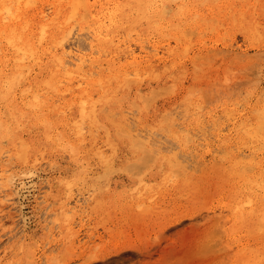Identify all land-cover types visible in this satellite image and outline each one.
Here are the masks:
<instances>
[{
	"label": "rangeland",
	"instance_id": "374dc122",
	"mask_svg": "<svg viewBox=\"0 0 264 264\" xmlns=\"http://www.w3.org/2000/svg\"><path fill=\"white\" fill-rule=\"evenodd\" d=\"M43 1L39 7L47 11ZM219 1L166 0L169 35L124 34L137 55L139 44L148 56L153 46L158 49L159 60L143 59L142 67L153 66L147 76L127 83L111 79L104 87L98 82L100 88L94 83L75 89L76 82L66 81L57 85L58 92H40L43 107L34 111L43 123L26 116L1 118L10 134L0 135V264H165L164 251L175 246L194 254L191 264L195 259L196 264H264V137L246 128L255 122V108L264 106V0H221L231 3L223 11L216 7ZM183 31L189 35H180ZM75 34L67 42L89 53L90 38ZM169 46L172 52L165 50ZM37 69L25 80L31 87L17 91L26 98L18 100L26 112L35 80L50 79L49 71ZM86 89L93 100L105 98L95 120L77 113L76 98ZM74 125H82L81 135ZM19 140L30 146L28 156L18 153ZM9 175L25 183L26 223L4 196ZM245 197L255 208L263 205L259 216L238 214V201L247 203ZM180 253L166 264H186L190 255Z\"/></svg>",
	"mask_w": 264,
	"mask_h": 264
},
{
	"label": "bare ground",
	"instance_id": "6f19581e",
	"mask_svg": "<svg viewBox=\"0 0 264 264\" xmlns=\"http://www.w3.org/2000/svg\"><path fill=\"white\" fill-rule=\"evenodd\" d=\"M165 1L166 0H123L121 2H119L118 0H92V1L91 0H52L51 2H49V0H44L43 3L47 5L46 6L47 11H46L45 7H43V8L39 7V4L40 3L42 4L41 0H0V135L4 136V135H7V133H9V128L6 125L7 123H5V121L1 120V118L9 119V118L16 117V120H19L20 117L26 116V117H28V119H30V121L31 120H35V121L40 120L42 122L43 119L41 120V118L39 117L37 112L34 111V110H37L39 108V106L43 107L42 106L43 102L41 101L42 99L40 100V96H41L40 92L42 90L44 91L45 89H55L57 91V89H56L57 85L60 86L59 84H62L63 82H65L63 84H66V81L69 84L76 82L77 85H75V87H76V88L74 87L75 89H79L81 87V85L84 86V84H86L87 86L88 85L90 86L91 84L93 85L94 83H97V85H98V82L99 83L103 82L102 87H104V86H106V83L107 84L110 83V81H108V80H111V79H116V80L118 79V80H121L122 82L127 83V81L130 82V80H132L131 77L139 79V77L143 73L151 70L153 68V66L150 64L147 67H142V65L144 63L143 59L145 57H149L150 63H154L157 60H159L156 58V55L158 53L157 52L158 49H156V46H153L154 54L152 56H150V55L148 56V54L144 52V49L146 48V46L144 48V46L142 44H139L140 45L139 46L140 55H137V52L134 51V49L131 47V43L129 40H127L125 35L127 34V37H128V35L130 36L129 33L135 32L136 36L142 38L144 35L149 33V31L155 32L160 37H166L167 35H169V33H171V31H170L168 24L170 23L171 20L170 19H164L165 17H163L164 11L166 9V8H164V5H163V3H165ZM205 1L209 2L210 0H205ZM249 1H251V0H249ZM255 1H257V0H255ZM229 4H231V3L230 2H224V4L223 3L221 4V0H220L219 2H217L216 7L220 11H223L222 9L228 10ZM176 7H178V6H176ZM237 7H239V5H237ZM205 8L207 10H214L213 7L210 5H206ZM178 9H181V8H178ZM253 9H254V7H253ZM260 9H262V8H260ZM189 11L192 15V11L191 10H189ZM229 11H230V8H229ZM252 13H253V11H252ZM184 14L185 13H183V16L180 15V17H179L180 19L178 20L179 21L178 24H180L183 21ZM233 15H232V17H233ZM196 16H197V14H195V17ZM226 16H227V14H226ZM239 16L241 18L242 15H239ZM242 18H243V16H242ZM193 19L194 18L191 19V22H194ZM213 21H214V18H213ZM196 22H198V21H196ZM233 22L235 23V20ZM213 23H215V21ZM255 25L257 26V23H254V20H252L251 28L253 29V31H254V29L256 30ZM259 25H261V24H259ZM195 27H197V26H195ZM213 27L211 30L214 29ZM181 28H184V27H181ZM203 28H205V27H203ZM186 29L188 30V28H186ZM194 29H197V28H194ZM248 30H250V28ZM185 32H186V30H185ZM185 32H184V35H183V33L182 34L180 33V35H182L183 37L186 36L185 34H188V33H185ZM75 33L77 34V37L79 36V38L83 37V39H84L85 35H86L85 39L90 38L89 44L87 43L89 46V49H90L89 53H83L82 50L78 48V46L77 47L73 46L75 44V43L73 44V41H69V42H72V44L67 42L69 36H71L69 38V40L70 39L72 40V34H75ZM203 33H205V32H203ZM250 33H252V32H250ZM82 34H84V36L80 37V35H82ZM75 35H73V37ZM175 35H177V34L175 33ZM256 35H257V33H256ZM128 38H130V37H128ZM131 38H132V36H131ZM154 38L156 40V37H154ZM164 42H166V41H164ZM166 43H168V42H166ZM70 44L72 46H70ZM167 45H169V43ZM186 46H187V44H186ZM72 47H74V49ZM148 48H147V50H148ZM153 49H151V50H153ZM165 50L172 52L170 46ZM151 52L153 53V51H151ZM208 52H209V50H208ZM200 58H202V57H200ZM193 59H196V57ZM122 61H124V63H122ZM34 66H36V68H38L40 71H49L50 79L48 77L49 80H47V78H46L45 79L46 82H44V80H43V82H41V83L38 80H35L36 84H38L37 88L36 89L33 88V91L29 92V99L30 100L28 101V97H27L28 103L25 104L23 102L25 104V106H27L29 108V110H27V112H26V110L21 107L22 105L21 106L19 105V101H18V100L23 101L26 98L24 97L25 98L24 99L22 97V94H21V96L18 95L17 91L20 90V88L26 86L27 82H25V80H26L29 72L32 70V67H34ZM146 73L144 75L147 76L148 73L147 74ZM95 75H97V78ZM144 75H142V76H144ZM157 75L158 74L156 73V76ZM94 76H95L96 80L94 79ZM142 76H141V78H142ZM116 80H114V81H116ZM133 80H135V79H133ZM119 85H121V84L118 83V86ZM124 85L126 87H129V86H127V84H124ZM29 87H31V86H29ZM29 87L28 88L25 87V90L23 89L22 92H26V88L29 89ZM69 88L65 89L62 92V94L64 95L68 91L72 90V89L70 90ZM98 88H100L99 85H98ZM115 88L117 89V87H115ZM152 90H154V89H152ZM90 91L91 90L86 89L82 93L78 94L79 97L76 98V104L78 106L79 112H77V113H80L79 116H81L82 118H89V119L95 120V119H97L99 106L102 103V100H104L105 98L103 99L100 96H99L100 98L96 96L97 98L94 97V100H93L92 94L90 93ZM105 91H106V89L103 91V93H101V95L104 94ZM73 93H75V90ZM94 93H97V92H94ZM60 94H61V92H60ZM97 94H100V93H97ZM97 94H95V95H97ZM42 95L47 96L46 93H45V95L44 94H42ZM53 96H54V94H53ZM58 96H60V95H58ZM58 96H57V99H58ZM150 97H151V95H150ZM95 98L97 100H95ZM101 98H102V100H101ZM107 98L111 99L110 96H107ZM151 98H153V97H151ZM144 99H143V101H144ZM107 100H109V99H107ZM118 100L119 99H117L116 101H118ZM16 101H18V102L16 103ZM52 101H54V100H52ZM73 101L74 100H72V103L75 104V102H73ZM62 102H63V98H62ZM53 103H55V102H53ZM68 105H71V104H68ZM132 105H133V103H132ZM4 106H5V109L3 111H1ZM258 107H259L258 109L255 108V111L257 112L255 114V116H256V119H254L255 122H253V124H251L250 126H247L246 128L248 129V131L251 130L252 134L249 131V133L251 135H253V133H254L255 136H258V138H259V136L261 138H263L264 136H261V135L264 134V106L263 107L258 106ZM68 108H69V106H68ZM55 109H56V107H55ZM63 109H65V108L63 107ZM44 111H45V109H44ZM47 111L49 112V110H47ZM68 111H69V109H68ZM38 112H40V111H38ZM51 112H52V110H51ZM62 112H63V110H62ZM64 112H65V110H64ZM64 112H63V114H64ZM53 115H52V117H53ZM124 116H125V113H124L123 117ZM125 117H127V116H125ZM42 118H44V117H42ZM247 118H249V116ZM247 118H246V120H248ZM241 120H243V118ZM74 121H76V120H74ZM50 122H52V120ZM53 122H54V120H53ZM53 122H52V124H53ZM79 122H81V121H79ZM98 122H97V124H99ZM11 123L12 122H10L9 124H11ZM73 123H76V122H73ZM118 123H119V125L122 124L120 122H118ZM239 123H240V127H241V124L243 122L242 123L239 122ZM38 124H39V122H38ZM69 124L71 125L72 123L69 122ZM76 124H78V123H76ZM60 125H61V123H60ZM64 125H66V124H64ZM24 126H25V124H24ZM48 126H49V124H48ZM74 126H76V125H74ZM81 126L80 125L76 126V129H75L76 130L75 132L78 136L81 135L80 134ZM117 126H118V124H117ZM118 127H124V125H120ZM131 127H132V125H131ZM237 127H239V125H237ZM240 129H242V128H240ZM56 130L57 129H55V132H56ZM244 130H246V129H244ZM30 132H32V131H30ZM55 132H53V133H55ZM120 132H122V131H120ZM74 137H75V135H74ZM66 138H67V136H66ZM252 139H253V137H252ZM23 140L22 141L19 140V141H21L19 143L20 144L22 143L21 149L19 148L20 150H22V152H18V153H20L22 156L25 154L28 156V151L30 150V146L28 144H25V142L23 143ZM62 141H63V139H62ZM56 142H57V140H56ZM11 145H13V143H11ZM15 145H18V144H15ZM9 147H10V145H9ZM19 147H20V145H19ZM16 148L18 149V146ZM19 149H18V151H19ZM9 150H11V149H9ZM22 156H21V159H22ZM16 157L18 158V156H16ZM22 160H21V162H22ZM13 177H15V176H13ZM13 177H11L10 175L4 176V180H5L3 182L4 183L3 184V189H4L3 191L5 192L4 196H6L7 199H10L9 200L10 202H11V200H13L12 204L14 205V207L17 206L18 211L20 212L18 215L20 216L22 222L26 223V218H24V216L21 214V209L23 206L22 200L24 199L23 193H24L25 188H26L25 183L24 182H18L17 180H14ZM1 178H3V176L0 177V179ZM263 180H261V181H263ZM248 182H250V181H248ZM254 183L255 182L253 181L252 184H254ZM249 184L250 183H248V185ZM255 184H256V186H258V184H260V183H258V184L255 183ZM249 186L252 187L251 185H249ZM261 187L258 186L256 188L259 189ZM251 189H253V191H254V188H250V190ZM250 190H248V191H250ZM261 190H264L263 187ZM253 191H250V192H253ZM262 193H263V191H262ZM244 194H245V192H244ZM251 195H250V197H252ZM245 196H246V194H245ZM260 198L262 200V197H260ZM245 199L248 201V202L246 201L247 203H245L243 201L244 204H241L242 202L238 201V203L240 202L239 203L240 206H237L238 208L236 207L237 208L236 211H238V214L240 216L242 214L245 215L246 213H248L249 214L248 216H250V217L254 216V215L257 216L261 212L264 214L263 211H260V213H259V208L263 205H261L259 207V205H258L259 203H258V204H256V206L258 205L259 208H255L253 205L254 202H253L252 198L247 199V197H245ZM258 199H254V200H258ZM263 199H264V196H263ZM239 200H241V199H239ZM259 201H260V199H259ZM248 203L250 204L251 209L249 208L250 209L249 210L247 208L248 209V212H247L244 210V208L247 206H243L244 207L243 208L241 205H245V204L249 205ZM261 208H263V207H261ZM261 217H263V216H261ZM238 218H240V217H238ZM263 219L264 218H262V220ZM260 223H261V221H260ZM186 230L188 231V229H186ZM190 230H192V229H190ZM187 231L186 232L184 231L185 232L184 237L187 236L186 235ZM187 237H189V236H187ZM181 238L182 237H180L181 244H182L185 240L182 242V239H184V238H182V239ZM188 240H190V239H188ZM175 244H177V243L175 242ZM183 246H185V245L183 244ZM175 247L172 249H169V250L167 249L166 251H164L165 250V248H164V250H163L164 251L163 262L165 264L168 263V261L170 259H173L177 255H179V253L181 252L179 249H176ZM157 248H159V247H157ZM184 249L185 250H183V252L186 251L187 248H184ZM187 251L185 253H187ZM183 252H181L182 254L180 253L181 257L183 256V254H185ZM189 252L190 251H188L187 255H190V256H188V258H187L188 262L185 261L186 264H191L190 263L191 261L189 262V259H191V256L194 255V254L191 255V252L190 253ZM157 254H159V253L157 252ZM196 255H198V253ZM147 257L149 258V256H147ZM175 259L176 258H174V260ZM192 259H194V258H192ZM184 260H185V257H184ZM182 261H181V263L184 262V261L183 262ZM195 262L198 263L199 261L198 260L196 261V259H195V261L193 263H195Z\"/></svg>",
	"mask_w": 264,
	"mask_h": 264
},
{
	"label": "snow or ice",
	"instance_id": "6c2138e0",
	"mask_svg": "<svg viewBox=\"0 0 264 264\" xmlns=\"http://www.w3.org/2000/svg\"><path fill=\"white\" fill-rule=\"evenodd\" d=\"M31 174V173H30Z\"/></svg>",
	"mask_w": 264,
	"mask_h": 264
}]
</instances>
